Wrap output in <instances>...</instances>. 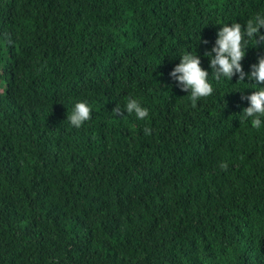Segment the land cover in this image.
I'll list each match as a JSON object with an SVG mask.
<instances>
[{"label":"trees","instance_id":"16d2710c","mask_svg":"<svg viewBox=\"0 0 264 264\" xmlns=\"http://www.w3.org/2000/svg\"><path fill=\"white\" fill-rule=\"evenodd\" d=\"M256 13L264 0H0V264H264V126L241 114L255 82L209 69L193 105L168 76L185 50L207 69L220 24ZM262 52L246 46V71Z\"/></svg>","mask_w":264,"mask_h":264},{"label":"clouds","instance_id":"9594fccd","mask_svg":"<svg viewBox=\"0 0 264 264\" xmlns=\"http://www.w3.org/2000/svg\"><path fill=\"white\" fill-rule=\"evenodd\" d=\"M261 29H264V13H256L243 27L239 22L220 24L216 30L214 43L203 53L208 59V68L201 66L200 57L195 52L185 50L179 55V62L170 69L168 76L178 88L188 93V99L193 105L213 93V85L209 80L210 73L218 81L221 78L230 81L233 76L240 82L254 81L255 83L251 84L255 85L252 87L255 90L247 96H241L242 100L248 102L241 114L243 118L250 120L253 128H261L264 126V52L256 57L247 71L241 63L246 46H264V31ZM249 41L252 43L249 44ZM202 42L208 44L207 39ZM123 110L134 115L138 121L149 116L148 108L132 97L126 100ZM113 111L119 113L120 105L116 104ZM91 112L92 108L86 101L77 100L67 113L66 119L72 127L79 128L90 119ZM143 131L148 134L150 129L145 127ZM220 167L226 168L227 164L221 162Z\"/></svg>","mask_w":264,"mask_h":264}]
</instances>
